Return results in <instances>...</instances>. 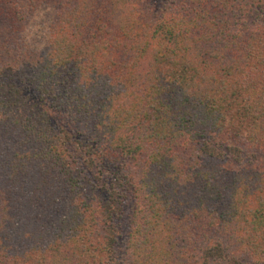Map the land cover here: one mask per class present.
Listing matches in <instances>:
<instances>
[{
	"label": "trees",
	"instance_id": "16d2710c",
	"mask_svg": "<svg viewBox=\"0 0 264 264\" xmlns=\"http://www.w3.org/2000/svg\"><path fill=\"white\" fill-rule=\"evenodd\" d=\"M247 255L264 0H0V264Z\"/></svg>",
	"mask_w": 264,
	"mask_h": 264
},
{
	"label": "rangeland",
	"instance_id": "374dc122",
	"mask_svg": "<svg viewBox=\"0 0 264 264\" xmlns=\"http://www.w3.org/2000/svg\"><path fill=\"white\" fill-rule=\"evenodd\" d=\"M59 120V122H62V123H66V120H64L63 118L61 119V118H59L58 119ZM246 150L247 151H251V150H249V149H247L246 148ZM263 155L261 154V157H262ZM123 232H125L126 231V222H124L123 224ZM250 254H252V253H250ZM245 258H247V260L248 261H251L252 262V264H264V261H259L260 259H263L264 257H260L259 255H253V256H251V255H247V256H245Z\"/></svg>",
	"mask_w": 264,
	"mask_h": 264
}]
</instances>
